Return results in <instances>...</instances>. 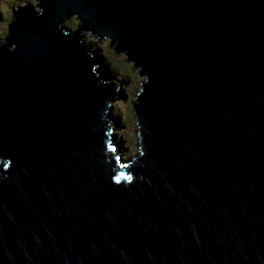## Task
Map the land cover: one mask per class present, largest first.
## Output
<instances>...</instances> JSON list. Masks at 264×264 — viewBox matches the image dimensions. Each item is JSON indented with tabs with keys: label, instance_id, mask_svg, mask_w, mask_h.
I'll list each match as a JSON object with an SVG mask.
<instances>
[{
	"label": "water",
	"instance_id": "water-1",
	"mask_svg": "<svg viewBox=\"0 0 264 264\" xmlns=\"http://www.w3.org/2000/svg\"><path fill=\"white\" fill-rule=\"evenodd\" d=\"M38 1L0 34V264H264V0ZM87 33L145 77L135 157Z\"/></svg>",
	"mask_w": 264,
	"mask_h": 264
},
{
	"label": "rangeland",
	"instance_id": "rangeland-1",
	"mask_svg": "<svg viewBox=\"0 0 264 264\" xmlns=\"http://www.w3.org/2000/svg\"><path fill=\"white\" fill-rule=\"evenodd\" d=\"M28 3L39 8L38 0H0V8L4 14V16H0V20H2L0 34L1 30L4 31L5 42L13 20V17L9 18V14L11 16L14 9H19ZM66 22L72 29L77 28L76 17L68 19ZM87 34L102 56L108 73L112 74L111 81L119 84L121 96L113 103L112 111L117 118L116 122L118 124L117 128H115V134L121 143L124 154L135 157L141 152V141L139 136L140 126L136 117L134 103L145 77L138 73V69L134 67V61L129 59L127 53L117 50L110 39L103 40L93 34Z\"/></svg>",
	"mask_w": 264,
	"mask_h": 264
},
{
	"label": "clouds",
	"instance_id": "clouds-1",
	"mask_svg": "<svg viewBox=\"0 0 264 264\" xmlns=\"http://www.w3.org/2000/svg\"><path fill=\"white\" fill-rule=\"evenodd\" d=\"M26 3H27V2H26ZM39 3H40V2H39ZM39 7H40V6H39ZM12 12H13V11H12ZM11 17H13V13H12ZM74 17H75V16H74ZM72 18H73V17H72ZM70 19H71V18H70ZM76 19H77V26H76V27L78 28L79 20H78L77 17H76ZM67 20H68V19H67ZM67 20H66V21H67ZM70 28H71V27H70ZM77 28H76V29H77ZM71 29H72V28H71ZM8 35H9V33H8ZM8 35H7V36H8ZM127 55H128V54H127ZM128 57H129V56H128ZM134 67H135V63H134ZM135 69H137V68L135 67ZM109 75L111 76V78L113 77L111 73H109ZM112 83L115 84V82H112ZM117 84H118V83H117ZM119 92H120V90H119ZM137 95H138V93H137ZM137 95H136V101H135V102H137ZM118 99H119V98H118ZM118 99H117V100H118ZM117 100H116V101H117Z\"/></svg>",
	"mask_w": 264,
	"mask_h": 264
},
{
	"label": "bare ground",
	"instance_id": "bare-ground-1",
	"mask_svg": "<svg viewBox=\"0 0 264 264\" xmlns=\"http://www.w3.org/2000/svg\"><path fill=\"white\" fill-rule=\"evenodd\" d=\"M97 37V36H96ZM110 39V38H109ZM137 71H138V73H140V68L139 67H137ZM141 75V74H140ZM115 118V117H114ZM117 122H116V120H114V131H115V128H117L116 126H118V124H116Z\"/></svg>",
	"mask_w": 264,
	"mask_h": 264
},
{
	"label": "trees",
	"instance_id": "trees-1",
	"mask_svg": "<svg viewBox=\"0 0 264 264\" xmlns=\"http://www.w3.org/2000/svg\"><path fill=\"white\" fill-rule=\"evenodd\" d=\"M9 14V13H8ZM11 16H10V14H9V18H10ZM115 72H117V71H115Z\"/></svg>",
	"mask_w": 264,
	"mask_h": 264
}]
</instances>
